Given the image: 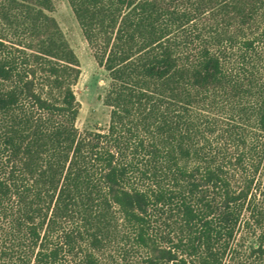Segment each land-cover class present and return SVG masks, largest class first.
Wrapping results in <instances>:
<instances>
[{
  "label": "trees",
  "instance_id": "1",
  "mask_svg": "<svg viewBox=\"0 0 264 264\" xmlns=\"http://www.w3.org/2000/svg\"><path fill=\"white\" fill-rule=\"evenodd\" d=\"M68 2L110 121L53 0H0V264H264V0Z\"/></svg>",
  "mask_w": 264,
  "mask_h": 264
},
{
  "label": "rangeland",
  "instance_id": "2",
  "mask_svg": "<svg viewBox=\"0 0 264 264\" xmlns=\"http://www.w3.org/2000/svg\"><path fill=\"white\" fill-rule=\"evenodd\" d=\"M53 2L55 8L52 15L58 20L81 61L82 73L74 87L81 103L77 126L82 130L106 127L110 121L111 110L104 103V97L110 83L108 74L97 63L68 0H53ZM242 241L246 246L254 242L253 231L249 229L242 236ZM238 255V264H246V262L251 261L249 259L250 253L245 247L240 248Z\"/></svg>",
  "mask_w": 264,
  "mask_h": 264
}]
</instances>
